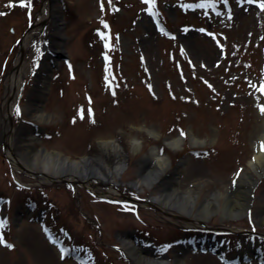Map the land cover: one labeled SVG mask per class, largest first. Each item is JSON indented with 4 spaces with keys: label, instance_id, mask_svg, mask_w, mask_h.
I'll list each match as a JSON object with an SVG mask.
<instances>
[{
    "label": "rangeland",
    "instance_id": "obj_1",
    "mask_svg": "<svg viewBox=\"0 0 264 264\" xmlns=\"http://www.w3.org/2000/svg\"><path fill=\"white\" fill-rule=\"evenodd\" d=\"M45 1L0 0L2 112L19 39ZM59 1L62 18L52 13L24 49V86L6 118L31 147L73 160L105 159L102 141H117L124 151L118 193L100 197L79 183L73 193L68 183L40 182L24 157L12 167L0 141V264H139L121 238L171 264H264V171L256 176L247 165L264 150V9L252 0ZM56 22L67 59L48 80L37 66ZM36 89L33 102L49 115L42 122L28 107ZM178 136L179 149L163 143ZM153 148L167 166L137 189L130 182L151 166ZM165 182L194 191V212L213 201L202 224L137 201ZM226 208L237 215L226 217Z\"/></svg>",
    "mask_w": 264,
    "mask_h": 264
},
{
    "label": "bare ground",
    "instance_id": "obj_2",
    "mask_svg": "<svg viewBox=\"0 0 264 264\" xmlns=\"http://www.w3.org/2000/svg\"><path fill=\"white\" fill-rule=\"evenodd\" d=\"M48 3L45 1L33 21V26L24 34L21 38V44L23 48L34 38L38 37L47 24L51 21L52 16L50 14L55 13L59 18L60 16V1L53 0L52 8L56 9L54 12L49 13ZM55 22V21H54ZM57 23V22H56ZM62 25L59 22L54 25L52 30V36L49 42L55 45L56 49L62 50L61 37H64ZM49 61L43 64L42 70H46ZM26 76L25 67L23 62H18L16 58L14 67L7 73L5 82V92L3 97V105H5V111H0V124L2 128L1 142L4 143V149L7 157L9 158L12 167L17 166L21 161V157H24L29 163L26 167L34 173L35 177L40 182H49L51 180H79L83 186H85L90 192L101 197H110L115 193H118L117 184L118 181L115 175H119L123 169L124 161L122 157L124 151L122 146L115 140H103V152L106 155L105 159L97 157L96 160L89 158H81L79 160H73L61 155L58 152H50L46 149H36L28 145L31 141L29 138H21L20 133L12 128L7 121L6 116L11 115L17 99L19 98L23 86L24 78ZM40 78V76H39ZM47 78V77H46ZM40 86L39 79L36 83V87ZM39 95L36 89L33 93L32 102H29L28 107L32 112L31 116L34 120L42 122L49 118V115L45 113L44 109L36 105L34 100ZM154 138L158 137L157 133H153L148 130ZM20 136V137H19ZM259 137L264 142V124L259 133ZM191 145H197L198 141L193 135L190 134ZM163 143L171 149H179L183 143L181 136L166 138ZM151 160V166L144 172L139 173L137 180L131 181L130 184L137 189L141 188L142 184L151 185L158 180V174L164 170L167 166V158L159 157L153 148L150 154L146 157ZM248 167L253 171L256 176L261 175L264 171V150H259L255 153L253 158L247 163ZM241 176L246 177L250 183H253L255 179L247 172H241ZM96 184H100L105 187L104 191H99L95 187ZM168 182H165L162 189L158 194L151 195L141 202L148 205L156 206L160 204L165 208H171L180 214H185L192 217L193 223H203L204 216L213 203V201L206 200L200 208L194 212L195 195L192 189L187 191H179L174 187H171ZM217 197V195H215ZM227 203H229L227 201ZM235 208V205H234ZM234 208L223 211V215L226 217H235L237 211ZM228 215V216H227ZM121 241L126 248L128 254L132 256L139 264H171L170 261L165 259L151 258L139 253L136 248L127 239ZM175 264H185L182 260L175 262Z\"/></svg>",
    "mask_w": 264,
    "mask_h": 264
},
{
    "label": "water",
    "instance_id": "obj_3",
    "mask_svg": "<svg viewBox=\"0 0 264 264\" xmlns=\"http://www.w3.org/2000/svg\"><path fill=\"white\" fill-rule=\"evenodd\" d=\"M58 2V0H56ZM52 2L53 0H47V3H48V7H49V13L53 12L54 8H52ZM60 18H62V9L60 8ZM52 16V14H50ZM33 25L31 24L27 30H29ZM54 28V26H52ZM26 30V31H27ZM52 36V34H50V37ZM62 39V38H61ZM64 41V40H63ZM63 41H62V47L63 49L60 50V49H56L55 48V45L51 42H49V40H46L42 46V51H41V57L39 59V63H38V67L37 69H41L43 64L46 62V61H49L50 63V66L48 65L46 70L49 72V74L46 75L47 79L50 80L51 78V73L53 72L54 69L57 68L58 66V63L60 60L62 59H66L67 56L66 54L63 52L64 50V45H63ZM23 46L21 44V42L19 43V47H18V62L20 63L22 61V56H23ZM32 126H35L37 127L36 124L34 123H31ZM86 158V157H84ZM89 159H92V157H87ZM51 181H61V182H67V183H70V184H74V183H80L82 184L79 180H67V179H62V180H51ZM73 188V186H72Z\"/></svg>",
    "mask_w": 264,
    "mask_h": 264
},
{
    "label": "snow or ice",
    "instance_id": "obj_4",
    "mask_svg": "<svg viewBox=\"0 0 264 264\" xmlns=\"http://www.w3.org/2000/svg\"><path fill=\"white\" fill-rule=\"evenodd\" d=\"M13 0H9V3H12ZM17 2L21 5V6H27V7H30V3H31V0H17ZM150 2H154V0H150ZM252 2H258L259 3V6L261 7V9H264V0H252ZM103 7V4L101 5ZM201 7H204L203 4L200 5ZM187 7H192V5H187ZM149 11H151V9H149ZM0 14H3V13H0ZM107 22H105L106 24ZM163 31V29H162ZM201 31H205L204 29H201ZM102 35H104L102 33ZM110 46V45H109ZM149 87L151 88V85H149ZM261 91L264 92V87L261 88ZM261 111L264 112V105L261 106ZM16 112H17V115L20 114V108L19 106H17L16 108ZM181 135H184L183 132H181ZM6 223V221L4 220H0V226H3L4 224ZM0 239H2V237H0ZM6 243V242H5ZM11 246V245H9ZM63 251V250H61Z\"/></svg>",
    "mask_w": 264,
    "mask_h": 264
}]
</instances>
